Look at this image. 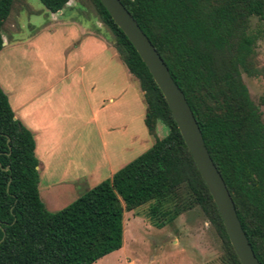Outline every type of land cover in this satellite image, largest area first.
<instances>
[{
    "label": "trees",
    "instance_id": "16d2710c",
    "mask_svg": "<svg viewBox=\"0 0 264 264\" xmlns=\"http://www.w3.org/2000/svg\"><path fill=\"white\" fill-rule=\"evenodd\" d=\"M14 1L0 0V51ZM39 1L57 13L70 0ZM89 1L143 92L148 133L155 134L159 123L167 133L110 179L52 213L39 196L33 135L14 119L0 89V264H94L123 247L125 211L152 204L149 217L162 228L183 212H161L181 190L185 208H199L221 240L222 264H240L163 95L100 1ZM120 2L184 94L254 255L264 264V94L255 104L242 81V74H260L254 63L258 35L250 21L264 22V0Z\"/></svg>",
    "mask_w": 264,
    "mask_h": 264
},
{
    "label": "crops",
    "instance_id": "0c3cea01",
    "mask_svg": "<svg viewBox=\"0 0 264 264\" xmlns=\"http://www.w3.org/2000/svg\"><path fill=\"white\" fill-rule=\"evenodd\" d=\"M16 2L21 6L14 11ZM23 3L14 1L1 31L0 89L14 119L33 135L38 176L43 172L51 179L62 171L58 181H63L66 161L88 155L93 128L112 129V123L123 117L124 108L132 112L144 104L143 92L109 44L106 28L97 16L94 24L88 22L93 15L77 10L76 14L75 0H70L61 11L51 13L38 35L22 39L17 35ZM101 158L103 169L111 168L120 164L121 153L110 154L105 146ZM100 164L78 166L75 182L81 186L99 179ZM65 189L72 191L73 186L49 188L50 208L54 206L53 192L61 196Z\"/></svg>",
    "mask_w": 264,
    "mask_h": 264
},
{
    "label": "rangeland",
    "instance_id": "374dc122",
    "mask_svg": "<svg viewBox=\"0 0 264 264\" xmlns=\"http://www.w3.org/2000/svg\"><path fill=\"white\" fill-rule=\"evenodd\" d=\"M23 1L21 9L18 11L21 31L17 38L26 39L38 35L45 28L51 13L45 9L39 0ZM75 3V11L77 10L80 14L82 11L90 12L93 18L88 22L94 24L97 14L90 1L75 0ZM20 6V3L16 2L13 7L14 11ZM250 30L258 35L254 63L260 74L258 77H247L242 74V81L248 89L251 100L258 104L259 97L264 94V22L255 17L251 18ZM106 34L109 44L112 45L110 40L112 36L107 28ZM108 102L106 101L105 105L109 106L110 103ZM259 109L264 124V107L260 106ZM130 112L124 108L123 117L114 121L110 126L112 129L108 131L100 127L99 130L93 128L87 144L88 155L83 160L72 157L73 159L70 158L66 161L67 166L64 167L67 170V181H58L62 171L51 179L45 177L43 172L39 174V196L47 211L53 213L67 207L84 192L110 178L111 171L116 172L148 150L156 138L161 139L166 135V128L161 123L157 125L155 134L152 135L147 132L143 121L144 104L142 102L137 109L131 112L134 115ZM104 144L110 154L121 153L120 164L111 168L107 166L106 169H103L101 153L105 148ZM96 161L101 162L102 167L100 168L99 179L79 186L75 182L79 173L77 167H83V165L89 167L91 163L94 165ZM54 185L66 188L73 186V189L70 190L71 192L65 189V193L61 196L53 192L54 206L50 208L46 195L52 187H55ZM187 202L184 190L179 191L176 196L170 197L164 202V208L161 209V212L173 209H181L183 212L162 228H158L149 217V209L152 204H146L134 211H125L123 214V247L94 264H222L221 240L199 208H185Z\"/></svg>",
    "mask_w": 264,
    "mask_h": 264
},
{
    "label": "water",
    "instance_id": "95a60500",
    "mask_svg": "<svg viewBox=\"0 0 264 264\" xmlns=\"http://www.w3.org/2000/svg\"><path fill=\"white\" fill-rule=\"evenodd\" d=\"M99 1L136 50L163 95L196 169L217 208L228 240L240 264H261L255 257L241 227L231 195L206 149L201 131L185 96L171 78L162 58L120 0Z\"/></svg>",
    "mask_w": 264,
    "mask_h": 264
}]
</instances>
